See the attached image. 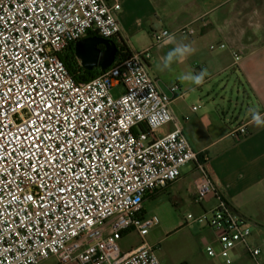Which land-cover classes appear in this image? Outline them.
I'll return each instance as SVG.
<instances>
[{
  "label": "built area",
  "instance_id": "obj_1",
  "mask_svg": "<svg viewBox=\"0 0 264 264\" xmlns=\"http://www.w3.org/2000/svg\"><path fill=\"white\" fill-rule=\"evenodd\" d=\"M119 9V0H0V264H41L50 256L59 264H161L146 240L156 221L142 214L144 197L177 179L191 162L201 172L197 200L209 192L216 198L211 209L187 214L188 222L198 221L216 233L217 245L207 243L205 257L231 264L235 248L243 245L256 264H264V230H254L224 199L207 160L199 159L171 109L180 86L163 89L148 71L151 50L124 55L121 43L112 64L88 80H77L62 59L90 30L120 41ZM179 32L193 35L194 29L183 26ZM168 35L167 29L154 33L157 41ZM234 55L238 61L240 53ZM41 79L53 89L43 95L45 105L57 103L53 113L35 106L34 98L41 99L35 85ZM38 91L45 93L44 88ZM37 114L39 131L33 132ZM149 114L160 116L161 123L150 126ZM169 122H174L172 130L151 138ZM230 134L246 136V124ZM42 136L49 137L43 156L35 144L40 140L44 145ZM50 149H58L67 167ZM89 186L91 195L85 191ZM129 228L138 231L142 242L122 252L119 240ZM253 232L257 245L249 239Z\"/></svg>",
  "mask_w": 264,
  "mask_h": 264
},
{
  "label": "crops",
  "instance_id": "obj_2",
  "mask_svg": "<svg viewBox=\"0 0 264 264\" xmlns=\"http://www.w3.org/2000/svg\"><path fill=\"white\" fill-rule=\"evenodd\" d=\"M106 1L113 4L116 0ZM119 2L116 16L120 25V41H116L117 45L125 43L130 51L149 48L151 57L146 64L151 76L163 89L171 84L180 86V96L170 106L187 138L199 152V159L207 160L211 175L233 212L250 222L254 230H264V125L257 126L252 119L254 114L264 119V0ZM183 26L192 27L194 34L178 36L182 34L179 29ZM163 29H167L169 35L157 41L154 33ZM169 36L174 37L172 42H167ZM139 37L143 40L135 46ZM178 44L191 45L196 51L183 61L174 60L170 69L159 71L157 66ZM235 51L240 53L238 61L235 60ZM202 70H206L207 75L201 85L179 79L182 75H195ZM229 70L232 73L228 79L236 77L239 83H244L249 99L246 109L236 118L234 113L228 115L232 105L226 106L225 103L230 101L224 95L227 78L220 79ZM195 102H199V106L193 110ZM243 123L248 134L241 138L232 136L230 130ZM173 128L174 122L160 126L151 138L162 136ZM200 176L196 163H188L181 168L177 179L144 197V216H159L155 212L150 213L146 207L147 199L155 198V205L158 202L163 207L160 213H166L168 218L178 222L172 229L163 228L161 238L151 229L146 236V240L159 250L161 264H226L216 259L209 260L204 255L207 243L217 245L216 233L207 225L201 223L196 244L187 238L169 240L173 233L180 231L177 226L183 222L190 223L187 221L188 213L199 214L216 204L211 192L197 200L196 183ZM249 239L253 245L260 242L254 232ZM141 242L142 237L134 228L124 230L119 240L122 252L130 251ZM234 253L235 259L231 264H256L246 254L243 245H238ZM51 258L59 264L56 256L44 259L41 264ZM74 263L80 264L71 262Z\"/></svg>",
  "mask_w": 264,
  "mask_h": 264
},
{
  "label": "rangeland",
  "instance_id": "obj_3",
  "mask_svg": "<svg viewBox=\"0 0 264 264\" xmlns=\"http://www.w3.org/2000/svg\"><path fill=\"white\" fill-rule=\"evenodd\" d=\"M141 34L143 35V33H141ZM178 36L185 37L186 35L179 34ZM142 40H143V38L139 37V40H138L137 44H135V46H138L139 41H142ZM231 73L232 72L230 70L225 72V74L221 75L220 79L227 78V80H225L227 87H226V91H225L224 95L226 96V98L228 100L231 101V103H230V101L229 102L227 101L225 103H226V106L232 105V109L229 110L228 115L230 116V114L234 113L235 114L234 117L236 118V116H238L241 113V111H244L246 109V107L248 106V103H249L248 102L249 99H248V93L244 89V87H245L244 83L243 84L239 83L240 80L237 79L236 77L228 79L231 76ZM120 93H121L120 86L115 88L113 91V94L115 97L119 96ZM195 104L197 107L199 106V102H195ZM140 128H141L140 126L136 127L137 130H140ZM147 200L148 201L146 203V207H147V209H149L150 213L155 212L156 214H159V216H160V217L157 215L153 216L152 214L149 215L150 217H153V219L156 221L155 225H157L154 227L153 226L150 227V229L152 230L151 232H153V233L156 232V235H158L161 238V233H162L163 228L172 229V227H175L178 222H176V220L172 217L168 218V215L166 213L165 214L160 213V210L163 207H161L158 202H156V205H155V202H154L155 198H149ZM200 225H201V223L198 221H196V223L183 222V224H180L179 226H177V227H179L180 231H178L177 233H173L171 235V237H169V240H174L177 237L183 238L185 240L187 238L188 240H190L191 242L196 244L199 242V238H200V236H199V231L201 230ZM157 229L159 230L158 232L156 231ZM176 229H178V228H176ZM155 251L159 257V254H158L159 250L158 251L156 250V246H155ZM45 264H56L55 258L48 259L45 262ZM74 264H78V263H74Z\"/></svg>",
  "mask_w": 264,
  "mask_h": 264
},
{
  "label": "water",
  "instance_id": "obj_4",
  "mask_svg": "<svg viewBox=\"0 0 264 264\" xmlns=\"http://www.w3.org/2000/svg\"><path fill=\"white\" fill-rule=\"evenodd\" d=\"M101 45L104 48H101ZM74 48L81 65L91 70L94 67L105 69L110 66L115 59L118 46L115 40L99 35H89L77 40Z\"/></svg>",
  "mask_w": 264,
  "mask_h": 264
},
{
  "label": "snow or ice",
  "instance_id": "obj_5",
  "mask_svg": "<svg viewBox=\"0 0 264 264\" xmlns=\"http://www.w3.org/2000/svg\"><path fill=\"white\" fill-rule=\"evenodd\" d=\"M41 15H43V13H41ZM31 79H35V77H31ZM12 88L14 89L15 88V81H13V84H12ZM35 88L37 89V95H40L41 96V99L40 100H35L34 98V103H35V106L36 107H40L41 108V111H45L47 110L49 113H53L55 109H57V103L54 101L52 104L50 105H45L43 103V95H50L51 92L53 91V89H51L49 87L48 84L45 83L44 79H41L36 85H35ZM40 88H44L45 89V93L44 94H41L39 93V89ZM30 94V93H29ZM7 95H12V92L11 90L9 91V93ZM9 103H13V101H9ZM15 104H17L19 107H26L27 105H24V106H20L19 105V100H15L14 101ZM4 107V105H0V109H2ZM44 119H47V117H45ZM41 120V117L39 114H37V121H33V129L32 131L35 132V131H39V123L38 121ZM49 129H47V127H45V131H48ZM52 131L55 130V127L53 126V128L51 129ZM21 132H23L24 130L21 129L20 130ZM66 131H71V129H66ZM59 135V134H57ZM41 140H43L45 143L43 146H41L40 144V140H37L35 141V144H36V147L39 148L40 150V155H44V147H47V141L49 140V137L48 136H42L40 138ZM50 151H53V155L54 156H57V160L61 163H64L65 167H67V162L66 161H63V160H59V156H58V149L57 150H51ZM74 151H77V150H74ZM65 155H67V152H65ZM0 159H2V157H0ZM52 160V157H47L45 160H44V163L45 164H48L49 161ZM73 163H75V158L73 159ZM52 167H55V164L53 163L52 165H50ZM30 167H31V164H30ZM97 172L100 174V181H103L104 177H103V169L100 167V166H97ZM58 171V169H57ZM75 179V177H72L69 182L71 183L72 180ZM83 181V170H81V182ZM74 190V189H73ZM63 191L64 189H61V194H63ZM85 191L88 192L89 195H91V186H89L87 189H85Z\"/></svg>",
  "mask_w": 264,
  "mask_h": 264
},
{
  "label": "clouds",
  "instance_id": "obj_6",
  "mask_svg": "<svg viewBox=\"0 0 264 264\" xmlns=\"http://www.w3.org/2000/svg\"><path fill=\"white\" fill-rule=\"evenodd\" d=\"M105 35H108L109 33L105 32ZM174 40V37L169 36L167 42H172ZM196 51L195 48H193L191 45L187 44H178L176 47H174L172 50H170L164 60L162 61V64L158 65L157 68L159 71H165L166 69H170V66L174 60H180L183 61L186 59L189 55L193 54ZM207 75L206 70L200 71L198 74H185L179 77L181 81H190L194 83L195 85H201L204 82V78ZM147 119L149 120L150 126H158L161 123V117L156 114H149L147 116ZM253 122L257 126L264 125V119L261 118L259 114L253 115Z\"/></svg>",
  "mask_w": 264,
  "mask_h": 264
},
{
  "label": "trees",
  "instance_id": "obj_7",
  "mask_svg": "<svg viewBox=\"0 0 264 264\" xmlns=\"http://www.w3.org/2000/svg\"><path fill=\"white\" fill-rule=\"evenodd\" d=\"M88 35H98L94 31H89L87 33ZM101 48H104L103 45H101ZM120 48H118L116 55L118 54ZM123 50H124V55H130L131 51L127 47L125 43H123ZM62 59L64 60L65 64L70 68L71 72L74 74L75 78L77 80H88L92 77L97 76L100 72H102L100 67H94L91 70H88L84 68L78 58L76 57L75 54V48L74 44L68 49V51L62 55Z\"/></svg>",
  "mask_w": 264,
  "mask_h": 264
},
{
  "label": "flooded vegetation",
  "instance_id": "obj_8",
  "mask_svg": "<svg viewBox=\"0 0 264 264\" xmlns=\"http://www.w3.org/2000/svg\"><path fill=\"white\" fill-rule=\"evenodd\" d=\"M85 36H89V35L87 34V35H85Z\"/></svg>",
  "mask_w": 264,
  "mask_h": 264
}]
</instances>
